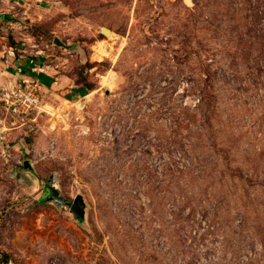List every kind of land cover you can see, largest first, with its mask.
I'll list each match as a JSON object with an SVG mask.
<instances>
[{"label":"rangeland","instance_id":"374dc122","mask_svg":"<svg viewBox=\"0 0 264 264\" xmlns=\"http://www.w3.org/2000/svg\"><path fill=\"white\" fill-rule=\"evenodd\" d=\"M23 75L47 95L0 123V264H264V0H0Z\"/></svg>","mask_w":264,"mask_h":264},{"label":"built area","instance_id":"2783aa9c","mask_svg":"<svg viewBox=\"0 0 264 264\" xmlns=\"http://www.w3.org/2000/svg\"><path fill=\"white\" fill-rule=\"evenodd\" d=\"M26 50H22V53L19 56L16 55V49L14 47H10L5 54V62L7 65L10 63H14L15 59H19L20 61H24V59L28 60L31 66V71L39 72L40 69L35 62V58L29 56L27 57L24 53ZM43 70V68H42ZM16 73L23 74V66L21 64L16 65ZM45 85L39 81V79H35L30 76L23 75V77H18L13 79L8 84H5L0 87V111L4 114L5 118L0 119V123L3 120H6L8 116L10 118H14L15 121H12V124L19 120H23L28 118L29 116L39 113L41 110V104L43 106V100L46 97V89ZM43 111H47L46 109H42ZM0 138H2V129L0 127Z\"/></svg>","mask_w":264,"mask_h":264},{"label":"water","instance_id":"95a60500","mask_svg":"<svg viewBox=\"0 0 264 264\" xmlns=\"http://www.w3.org/2000/svg\"><path fill=\"white\" fill-rule=\"evenodd\" d=\"M103 33L107 34V32L109 31V28L104 27L102 29ZM55 42H57L59 45L64 46V47H68V45H66V43H60L57 41V39H55ZM24 166L25 167H30V162L29 160H25L24 161ZM50 191L51 194L47 197L48 199H53L54 201L58 202V203H63V204H70L69 201L63 199L60 195H59V191L57 190V188L54 187H50ZM70 210L71 212L74 214V216L76 218H82L85 215L84 212V206H83V199L81 197H77L70 206Z\"/></svg>","mask_w":264,"mask_h":264},{"label":"crops","instance_id":"0c3cea01","mask_svg":"<svg viewBox=\"0 0 264 264\" xmlns=\"http://www.w3.org/2000/svg\"><path fill=\"white\" fill-rule=\"evenodd\" d=\"M3 61V64L5 63V60L3 59L2 60ZM21 62H22V66H23V70H24V74H28V75H32L34 72L33 71H31V66H32V64H30L29 63V61L28 60H26V59H24V61H20L19 59H16V61L14 60V63L13 64H15V65H18V64H21ZM35 62L37 63V64H42V60L41 59H35ZM13 64H12V66H13ZM51 66V65H50ZM57 66V65H56ZM12 68V67H11ZM13 70H15V68H14V66H13V68H12ZM46 70V67L45 68H43V70ZM2 71H4V70H2ZM7 71V70H6ZM5 71V72H6ZM13 75V74H12ZM54 81V80H53ZM73 83V82H72ZM77 84H75V87H76V89H74V91H73V93L77 90Z\"/></svg>","mask_w":264,"mask_h":264},{"label":"bare ground","instance_id":"6f19581e","mask_svg":"<svg viewBox=\"0 0 264 264\" xmlns=\"http://www.w3.org/2000/svg\"><path fill=\"white\" fill-rule=\"evenodd\" d=\"M107 34H109V36H111V37H113V39H117L118 38V34L117 33H114L112 30H109L108 32H107ZM103 44V43H102ZM110 46V45H109ZM108 48V47H107ZM112 48V47H111ZM112 51V50H111ZM98 52H102L101 51V49H99L98 48ZM104 53H101V55H103ZM104 55H108L107 53L106 54H104ZM96 57V56H95ZM97 59V58H96ZM106 78V77H105ZM87 97V96H86ZM65 102H66V100H65ZM68 102V101H67ZM66 102V103H67ZM65 103V104H66ZM66 105H68V104H66ZM81 106V105H80ZM66 111V110H65Z\"/></svg>","mask_w":264,"mask_h":264}]
</instances>
